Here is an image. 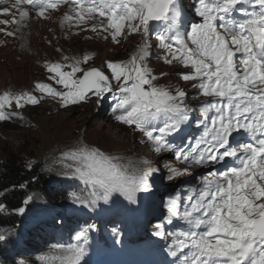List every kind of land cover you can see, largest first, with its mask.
<instances>
[{
	"label": "snow or ice",
	"instance_id": "obj_1",
	"mask_svg": "<svg viewBox=\"0 0 264 264\" xmlns=\"http://www.w3.org/2000/svg\"><path fill=\"white\" fill-rule=\"evenodd\" d=\"M67 2L15 0L13 7L26 3L37 15L44 16L47 10H55ZM72 4L80 23L97 16L106 20L99 29L109 32L117 43L126 32L142 31L148 36L150 23L162 22L165 28L157 39L168 52L165 62L180 61L192 68L182 78L199 81L197 86L202 95L218 98L201 106L208 122L195 147L176 150L165 137L188 120L189 110L183 105L185 94L178 91L172 95L154 85L157 77L145 64L149 55L147 40L128 61L107 64L120 93L112 109L115 118L134 125L154 142L155 151L173 150L178 160L192 165L224 162L229 158L238 161L219 173L217 180L205 181L196 199L184 209L183 217L190 230L181 233L178 240L180 249H188L183 264H264V0H197L196 13L202 22L192 24L186 36L179 30L182 10L178 0H72ZM244 4L251 10L237 7ZM238 11L244 17L239 21L235 19ZM27 15L21 13L22 18ZM72 19L73 16H65V20ZM91 30L97 31V27ZM88 59L86 56L73 64L48 65V71L59 78L57 83L66 91L59 92L44 84L36 87L58 97L65 107L84 100L88 93L102 96L112 92L113 84L102 71L96 68L85 71L80 67ZM64 67L71 71H63ZM79 72L83 76L77 78ZM24 102L39 101L28 94L6 92L0 96V121L10 118L4 111L6 107L13 103L23 107ZM209 112L214 113L210 120ZM157 122H162L163 127H157ZM234 133H246L253 142L233 143ZM73 155L80 158L82 167L77 172L81 178L102 188L105 200L112 191L131 192L143 183L142 177L138 180L127 176L98 150L83 147ZM170 170L173 177L182 174L178 169ZM31 199L28 197L25 204ZM169 210L173 215L179 212L171 201ZM19 211L23 213L24 209ZM82 238L86 241L85 233L77 237ZM3 240L5 235L0 234V241ZM70 251L78 264L83 250ZM172 255H176L175 250Z\"/></svg>",
	"mask_w": 264,
	"mask_h": 264
},
{
	"label": "rangeland",
	"instance_id": "obj_2",
	"mask_svg": "<svg viewBox=\"0 0 264 264\" xmlns=\"http://www.w3.org/2000/svg\"><path fill=\"white\" fill-rule=\"evenodd\" d=\"M68 1L72 3V0ZM178 2L182 10L179 30L186 36L191 31V25L201 23L202 18L196 13L197 0H178ZM26 5V3L23 4V8ZM239 8L251 10L247 4ZM5 11L8 14L0 16V22L8 21L12 8H10V12L8 9ZM22 11L28 13L22 19L24 21L22 28L26 30L22 42H18L15 37L21 31L20 27L8 22L0 24V96L6 92L17 95L28 94L38 99L39 102L36 104L24 102L23 107H17L13 103L10 108L4 109L10 118L0 121V163L3 162L7 151L22 150L31 167L39 164L44 168L45 173H56L59 179L72 184L74 193L81 202H89L91 197H96L101 201L104 198L100 192L104 193V190L98 186L94 187L81 178L77 172V169L82 167L80 158L78 155H73L83 147L98 150L104 157L118 165L127 176L138 180L143 178V183L138 189L131 192L112 191L108 198H117L122 210L126 211L128 216L134 214L138 208L144 216L149 211L147 229L154 235V238L165 245L163 238L168 239L171 234L160 232L154 234L152 232V230L158 229V227L155 228L158 224L157 215L161 214L160 217L163 218L173 215L169 210L170 201L176 203L179 209L178 214H180L191 201L196 199L200 190L199 188L194 190L191 187L186 189V186L188 184L196 185L199 180L204 182L217 180L218 174L223 169L217 165V162L211 163V161L210 165L206 167L188 164L178 160L173 150L157 152L154 142L144 136L134 125L130 126L117 120L112 109L115 106V97L120 93L117 82L112 78L111 70L107 64L128 61L147 40L149 55L145 64L157 77L154 85L169 91L172 95H176L178 91L185 94L183 105L189 110L188 117L191 120L188 124H191L192 128L185 129L188 126L186 124L182 129L180 125L178 131L169 134L166 140L176 150L187 151L195 147L196 141L203 134L208 122L201 113V106L213 103L218 98L202 95L197 86L199 81H186L182 78L183 74L191 73L192 68L183 66L180 61H173L171 64L165 62L164 58L168 52L160 46L157 39V34L163 32L165 28L162 23L158 28L154 27L156 24L150 23L148 36H145L142 31L134 34L126 32L118 38L119 43H117L112 40L109 32L99 29V25L106 24L107 21L102 22L104 19L98 16L90 20L91 29L96 26L97 31L94 32L90 29L84 32V30L74 31L62 22L64 11L61 5L55 10H47L44 16L37 15V13L34 16L28 9ZM235 14L240 15L238 16L240 19L235 18L237 21L244 18L240 11ZM20 15L18 14V16ZM9 32L12 35H8ZM86 56L90 59L87 63H80V67L85 71L98 68L106 74L113 84L112 92H106L102 96L92 93L79 103H70L65 107L58 97L41 92L36 87L37 84H48L56 91H66L62 85L57 83L59 78H54L55 74L48 71V65L73 64L76 61H83ZM65 57L68 59L66 60ZM63 71L70 72L71 69L64 67ZM82 75L83 72H79L76 77L80 78ZM187 105L190 107L188 108ZM213 115V112H209L208 120ZM198 124H201L200 128H198ZM183 140L186 141V145L183 144ZM220 165L223 166L221 162ZM172 168L178 169L182 174L173 177L170 170ZM179 192H182L184 197L178 195ZM171 193L174 195V199L168 200L167 197ZM34 194L32 193V195ZM32 195L31 197H33ZM129 195L135 200L131 198L129 201L126 197ZM41 199L43 200L41 195H37L34 199L36 203H34L33 209L39 210L42 207L39 213L34 216L38 219V223L49 214L43 212L48 208L44 203L45 200L43 202ZM31 201L33 202L30 200L23 208L24 212L28 205H33ZM94 211L89 207L88 214L82 215L80 212L74 213L73 210V223L82 225L87 222L86 228L91 227L94 221ZM182 219H184L183 216ZM98 222L99 226L93 230L96 236L100 231V226L105 224L102 219L96 224ZM31 225L29 223L28 227ZM184 226H187L188 231L190 230L188 222ZM105 228L109 229L108 225ZM81 233L83 230L73 229L69 240L66 238L65 242L59 241L37 258L31 259V255H29L25 259L19 260L17 264H76L75 257L70 251L73 248L83 250L82 255L79 256L78 264H146L143 256L136 258L135 254L125 255L119 249L115 250L110 247L93 249V246L88 244L91 238L87 233H85L86 241L83 238L77 239ZM125 233L129 234L127 229L123 231V234H120V237ZM145 233L147 232L145 231ZM146 237V235L140 236V238ZM132 238L133 236L130 237V240H134ZM177 238H182L181 233L177 234ZM21 245V241L16 240V246ZM162 247L166 248V246ZM169 250H171V246L170 248L167 246L164 253L168 254ZM135 252L148 255L152 253V249L150 246L145 247L144 245ZM164 256L166 255L161 254L154 263L169 264L168 258Z\"/></svg>",
	"mask_w": 264,
	"mask_h": 264
},
{
	"label": "trees",
	"instance_id": "obj_3",
	"mask_svg": "<svg viewBox=\"0 0 264 264\" xmlns=\"http://www.w3.org/2000/svg\"><path fill=\"white\" fill-rule=\"evenodd\" d=\"M24 153L22 150L7 151L0 163V234L5 235V240L0 241V264H17L29 255L35 259L53 244L69 239L73 229L85 228L87 222L82 225L73 223V210L83 215L88 214L89 207L108 210L118 202L117 198L99 201L96 197L81 202L72 184L59 179L56 173H45L39 164L31 167ZM31 195L33 205H28L21 213L19 209L25 207V201ZM37 195L43 197L45 202L41 200L48 208L43 212L49 213L40 223L34 216L42 207L33 209ZM117 206L120 207L119 203ZM29 223L31 227H28ZM85 230L91 232V229ZM16 240L22 245L16 246Z\"/></svg>",
	"mask_w": 264,
	"mask_h": 264
},
{
	"label": "bare ground",
	"instance_id": "obj_4",
	"mask_svg": "<svg viewBox=\"0 0 264 264\" xmlns=\"http://www.w3.org/2000/svg\"><path fill=\"white\" fill-rule=\"evenodd\" d=\"M15 4V0H4V2L0 3V13H4L6 9L9 10L10 12V8H12V12H10V16H8V23H14L16 25V27H20L21 28V31H19L15 37L18 39L17 41L18 42H22L24 40V33H26V30L25 28H22L24 26L23 22L22 21V17L21 15L18 16V14H21L23 11L22 10H25V9H28L34 16H36V11L33 10L31 8L30 5H26L25 8H23L22 5H19V7H13V5ZM22 4V3H21ZM25 4V3H23ZM61 6L63 7V11H64V20L62 21L63 23H65L66 25L69 26L70 29L72 30H76V31H81V30H84V32H87L91 29V23H90V20L91 19H88L86 22L84 23H80L78 21V19L75 18V13L72 11V8H73V4L71 3V1H68L67 3H64V4H61ZM6 14H0V16H5ZM7 16V15H6ZM65 16H73L74 19H72L71 21H68V20H65ZM21 20V21H20ZM15 21V22H13ZM102 22H105V20H102ZM96 23V22H95ZM101 23V22H100ZM0 24H2V22H0ZM163 24V23H162ZM98 25V24H97ZM62 26V25H61ZM64 27V26H63ZM66 28V27H65ZM98 29V28H97ZM95 32V31H94ZM73 33V31H72ZM80 34V33H79ZM76 35V34H75ZM96 35V34H95ZM98 35V34H97ZM100 35V34H99ZM96 37V36H95ZM25 46V45H24ZM23 46V47H24ZM134 50V49H133ZM160 60V58H159ZM123 62V61H122ZM82 64V63H81ZM165 64V63H164ZM157 67V66H156ZM179 68V67H178ZM161 69V68H160ZM39 78V77H38ZM43 82V81H42ZM46 85V84H45ZM48 85V84H47ZM112 95V94H111ZM38 100V99H37ZM81 104V103H80ZM111 106V105H110ZM109 106V107H110ZM108 109V108H107ZM192 110V109H191ZM234 138H235V141H240V142H253L250 138V136L246 133H234ZM239 155V153H238ZM238 161H224V162H221V164H223L224 166V170H226V167L227 166H232V165H235L237 164ZM210 165V162H208L207 164H203L201 166H208ZM222 171V172H223ZM186 192V191H185ZM145 214V213H144ZM187 253V251L183 252V253H180L179 257L176 258V259H179L181 257L184 256V254ZM87 254V253H86ZM181 264H183V258L181 260Z\"/></svg>",
	"mask_w": 264,
	"mask_h": 264
},
{
	"label": "water",
	"instance_id": "obj_5",
	"mask_svg": "<svg viewBox=\"0 0 264 264\" xmlns=\"http://www.w3.org/2000/svg\"><path fill=\"white\" fill-rule=\"evenodd\" d=\"M96 69H98V68H96ZM82 76H83V75H82ZM91 94H92V93H88L87 97H88L89 95H91ZM87 97H86V98H87Z\"/></svg>",
	"mask_w": 264,
	"mask_h": 264
},
{
	"label": "clouds",
	"instance_id": "obj_6",
	"mask_svg": "<svg viewBox=\"0 0 264 264\" xmlns=\"http://www.w3.org/2000/svg\"><path fill=\"white\" fill-rule=\"evenodd\" d=\"M106 75V74H105ZM107 96V95H106Z\"/></svg>",
	"mask_w": 264,
	"mask_h": 264
}]
</instances>
